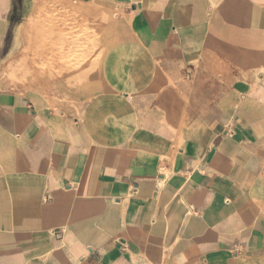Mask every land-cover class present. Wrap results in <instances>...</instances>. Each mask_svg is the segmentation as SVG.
<instances>
[{
  "label": "crops",
  "instance_id": "crops-1",
  "mask_svg": "<svg viewBox=\"0 0 264 264\" xmlns=\"http://www.w3.org/2000/svg\"><path fill=\"white\" fill-rule=\"evenodd\" d=\"M66 1L112 44L64 100L0 85V264L264 258V0Z\"/></svg>",
  "mask_w": 264,
  "mask_h": 264
},
{
  "label": "rangeland",
  "instance_id": "rangeland-1",
  "mask_svg": "<svg viewBox=\"0 0 264 264\" xmlns=\"http://www.w3.org/2000/svg\"><path fill=\"white\" fill-rule=\"evenodd\" d=\"M34 3L41 8L31 9ZM45 20L48 25L33 35L34 27L42 22L46 24ZM114 22L110 9L96 6L80 9L66 0H0V85L15 91H38L51 99L63 97L64 100L74 91L72 87L78 85V80L65 72L60 75L58 71L51 77L48 71L42 75L39 71L46 70L49 63L53 71H57V67L66 62L74 64V58L80 59V67L91 76L103 52L112 44ZM66 51H72V57H67ZM56 84L66 86V93L54 87ZM238 264H264V258H242Z\"/></svg>",
  "mask_w": 264,
  "mask_h": 264
},
{
  "label": "bare ground",
  "instance_id": "bare-ground-1",
  "mask_svg": "<svg viewBox=\"0 0 264 264\" xmlns=\"http://www.w3.org/2000/svg\"><path fill=\"white\" fill-rule=\"evenodd\" d=\"M28 22V21H27ZM45 22H47L46 24H44L43 25V22L40 24V25H38V26H35L34 27V31H33V35L35 34H37V33H40V32H42L43 30H44V27H45V25H48V20H45ZM50 24H52V22L50 23ZM106 26V25H105ZM107 32H109V31H107ZM30 34V33H29ZM27 35V34H26ZM25 35V36H26ZM31 35V34H30ZM28 36V35H27ZM26 36V37H27ZM25 38V37H24ZM28 40H29V38H28ZM94 48V47H93ZM96 50H99L100 51V48L98 49V47L96 46ZM105 49V48H104ZM97 52V51H96ZM99 53V52H98ZM95 54V53H94ZM92 55V54H91ZM96 55H98L97 53H96ZM66 56L67 57H69V56H71L72 57V51H66ZM74 56V55H73ZM84 56V55H83ZM86 56V55H85ZM89 56V55H88ZM75 57V56H74ZM90 57V56H89ZM40 59V58H39ZM27 60H28V58H27ZM42 61V60H41ZM46 61V60H45ZM72 61L74 62V64L72 63V65H69V63L68 62H66L64 65L62 64V65H60V66H56L55 65V67H57V71H53V68H52V64L51 63H49V64H46V66H47V69L46 70H41V71H39L40 73H39V75H42V74H44L45 72H47L48 71V73H49V75L52 77L53 76V73H56L57 74V72L58 71H62V72H68V73H70L69 75H71V72H72V70L74 69V70H76V69H79L80 68V59H77V60H74V58H72ZM71 62V61H70ZM86 63V62H85ZM33 64H37V65H42V64H40V62H37V63H35L34 61H33ZM44 64V63H43ZM91 64H93V63H91ZM90 64V65H91ZM74 65H76V66H74ZM66 66H68V67H66ZM84 67V66H83ZM90 67V66H89ZM102 70V69H101ZM93 70H91V72H92ZM85 72V71H84ZM61 73V72H60ZM86 73H84L83 75H85ZM90 74V73H89ZM60 75H62V73L60 74ZM103 75V74H102ZM49 76V77H50ZM73 76V75H72ZM90 76V75H89ZM58 77H60V76H58ZM86 77H88V76H86ZM79 78V77H78ZM89 78V77H88ZM100 78H101V76H100ZM79 80V79H78ZM83 80H84V78H83ZM94 80V79H93ZM98 80V82H99V79H97ZM80 81H82V80H80ZM88 81V80H87ZM87 81H85V82H87ZM102 81V80H101ZM89 82V81H88ZM82 83V82H81ZM80 82H79V85H81V87H82V84H81ZM94 84H96V83H94ZM85 85V84H84ZM85 87V86H84ZM88 87V86H87ZM95 88V87H94ZM92 89V88H91ZM182 111V110H181ZM177 121V120H176Z\"/></svg>",
  "mask_w": 264,
  "mask_h": 264
}]
</instances>
